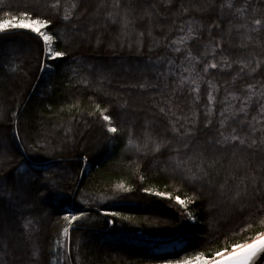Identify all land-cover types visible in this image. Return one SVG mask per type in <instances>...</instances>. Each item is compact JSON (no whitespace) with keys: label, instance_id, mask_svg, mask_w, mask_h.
I'll return each mask as SVG.
<instances>
[{"label":"trees","instance_id":"trees-1","mask_svg":"<svg viewBox=\"0 0 264 264\" xmlns=\"http://www.w3.org/2000/svg\"><path fill=\"white\" fill-rule=\"evenodd\" d=\"M17 19L57 56L0 30V264H186L264 234V0H0Z\"/></svg>","mask_w":264,"mask_h":264},{"label":"rangeland","instance_id":"rangeland-1","mask_svg":"<svg viewBox=\"0 0 264 264\" xmlns=\"http://www.w3.org/2000/svg\"><path fill=\"white\" fill-rule=\"evenodd\" d=\"M44 27H45V25L41 22L31 21V20H26V19L11 20V21H6V22L0 24V30H5V29H9V28H25V29H30V30H33V31L39 33L43 37V39L47 45V51H48V54L50 55V57H56L57 55H55L53 53L52 48H51V45H52L51 37L46 33V31L44 30ZM177 201L179 203H182V200H180V199ZM170 236L171 235L164 234L161 236L162 238L160 240H158V242L171 244V243H168V242H170V240H167L168 237H170ZM263 237H264V234L258 236L256 239H254L252 241H255L257 239H261ZM252 241H250V242H252ZM248 243H245L244 245H241V246H237V247L233 248L231 251L223 252V253L215 256L212 259L198 257L194 261H192L190 263H186V264H216L217 262H219L220 260L225 258L227 255H229L231 252H237V250L241 249L242 247H244ZM165 264H181V263H165Z\"/></svg>","mask_w":264,"mask_h":264},{"label":"water","instance_id":"water-1","mask_svg":"<svg viewBox=\"0 0 264 264\" xmlns=\"http://www.w3.org/2000/svg\"><path fill=\"white\" fill-rule=\"evenodd\" d=\"M216 264H264V237Z\"/></svg>","mask_w":264,"mask_h":264},{"label":"bare ground","instance_id":"bare-ground-1","mask_svg":"<svg viewBox=\"0 0 264 264\" xmlns=\"http://www.w3.org/2000/svg\"><path fill=\"white\" fill-rule=\"evenodd\" d=\"M258 240H260V239H257V240H255V241L249 242L247 245H245L244 247H242L241 249H239V250H237V251H240V250H242V249H245V248H247V247L253 245V244L256 243ZM233 253H235V252H231V253H230L229 255H227L225 258H226V259H227L228 257L230 258L232 255H234ZM225 258H223V259H225ZM223 259H222V260H223Z\"/></svg>","mask_w":264,"mask_h":264}]
</instances>
